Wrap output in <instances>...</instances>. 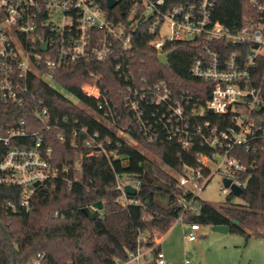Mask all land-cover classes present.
I'll return each mask as SVG.
<instances>
[{"label": "built area", "instance_id": "1", "mask_svg": "<svg viewBox=\"0 0 264 264\" xmlns=\"http://www.w3.org/2000/svg\"><path fill=\"white\" fill-rule=\"evenodd\" d=\"M120 1L109 8L105 0H0V102L17 105L23 113L0 133V185L19 188L16 200L5 202L6 209L30 210L33 194L49 188L58 177L69 183L79 180L81 162L59 167L48 134L64 141L66 132L70 133L74 148L78 147L76 139L81 138L86 156L103 155L109 162L117 156L116 149H107L110 138L99 131L90 132L85 125L68 126L66 115L60 122L46 98L39 95V83L59 90L86 116L100 122L110 118L114 123L119 119L118 109L102 86L103 73L98 66H88L75 95L60 88L55 74L70 63L112 57L118 76L129 82L131 66L126 59L140 25L157 55L171 51L168 47L175 41L197 40L203 46L190 67L193 77L208 84L203 104L188 96L175 97L163 80L140 87L129 83L123 96L125 107L148 141L165 137L183 150L194 145L209 149L197 153L196 167L185 166L182 173H171L183 191L179 199L182 207L191 202L184 198L187 192L197 195L189 185L201 190V184L215 172L243 189L245 182L240 175L246 165L233 154L234 149L264 151V0H248L255 13L244 14L234 30L214 18L218 0H123L126 15L115 20L110 11ZM165 27L168 33L161 36ZM206 112L226 116L229 123L219 128L215 121L202 120ZM116 135L136 144L122 128L117 127ZM70 170L72 179L67 176ZM114 178L118 201L123 205L138 203L124 190L129 184L137 192L138 179L117 171ZM222 189L232 193L230 185L223 182ZM199 228L197 223L189 224L183 230L184 239L194 240ZM163 235L148 240L140 233L134 249L116 264H172L161 251ZM33 264H39L38 260ZM183 264H191L187 252Z\"/></svg>", "mask_w": 264, "mask_h": 264}, {"label": "trees", "instance_id": "2", "mask_svg": "<svg viewBox=\"0 0 264 264\" xmlns=\"http://www.w3.org/2000/svg\"><path fill=\"white\" fill-rule=\"evenodd\" d=\"M247 1L218 0L213 16L234 30L242 23L244 14L255 13ZM125 9L121 0L110 13L115 15V20L124 19ZM147 39L148 33L140 25L132 41L131 55L126 59L131 66L129 82L118 76L112 57L90 63H70L55 74L60 88L75 95L76 85L84 79L88 66H98L103 73L102 86L118 109L119 119L114 123L110 118L100 122L86 116L59 90L42 81L39 83V95L46 98V104L58 115L60 122L66 115L68 126L85 125L90 132L99 131L111 140L106 144L107 149L114 148L118 153L111 162L103 155L86 156L87 148L81 144V138L76 139L78 147L74 148L69 142L70 133L66 132L64 141L58 140L54 133L48 134L56 164L61 167L66 162L78 160L83 168L81 175L71 183L58 177L49 188L38 189L28 211L6 209L5 202L16 200L19 188L0 185V264H12L13 257L14 264H33L34 260L39 264H116L134 249L140 233L153 240L155 235L167 232L179 216L180 221L188 224H224L229 231L245 234L246 228L264 235V151L234 149L233 154L246 165L245 172L240 175L245 182L238 196L241 202H234V195L228 192L225 201L215 207L187 192L184 198L191 199L189 207L183 208L180 204L183 191L177 186V178L165 167L182 173L185 166H197L198 152H209V149L194 145L183 150L176 141L165 137L148 141L125 107L123 96L129 83L140 87L163 80L175 97L184 95L203 104L208 97V84L190 73L191 64L203 52V46L197 40L175 41L168 47L171 53L163 66ZM22 116L19 106L0 102V133ZM201 119L215 121L219 128L229 123L228 117L208 112ZM117 127L126 130L140 147L116 135ZM117 141L120 142L118 146ZM148 153L151 158L146 156ZM114 171L138 179L139 188L132 195L138 203L123 205L118 201L120 193L114 189ZM202 171L208 173L206 167ZM67 176L72 179L73 171ZM97 200L103 203L101 209L93 207Z\"/></svg>", "mask_w": 264, "mask_h": 264}, {"label": "rangeland", "instance_id": "3", "mask_svg": "<svg viewBox=\"0 0 264 264\" xmlns=\"http://www.w3.org/2000/svg\"><path fill=\"white\" fill-rule=\"evenodd\" d=\"M160 32L161 36L167 34V27L161 28ZM134 145L140 147L139 144ZM146 156L151 158L150 153ZM165 169L169 173L174 172ZM189 186L200 199L215 207L222 204L228 195V190L222 189V175L219 172L211 174L209 181L201 184V190ZM233 201L241 202V199L234 196ZM188 226V223L176 220L163 235L160 247L170 263L183 264L187 252L191 264H264V235L246 228V233L241 234L229 230L219 232L209 225H199L200 228L195 231L196 238L187 240L183 237V230Z\"/></svg>", "mask_w": 264, "mask_h": 264}, {"label": "water", "instance_id": "4", "mask_svg": "<svg viewBox=\"0 0 264 264\" xmlns=\"http://www.w3.org/2000/svg\"><path fill=\"white\" fill-rule=\"evenodd\" d=\"M118 0H105V4L107 5V7L112 8L113 6H115L117 4ZM43 49H45V45L43 44ZM171 53V51H167V52H163L161 54L157 55V60L163 64H166L167 59L169 54ZM222 182L224 184V186H229L230 185V189L232 190L231 192L233 193L234 196H240L241 192L243 191L242 188H240L239 186L235 185V184H230V179L229 178H223ZM124 190L126 193L134 195L136 193V189L135 187H132L129 184H126V186L124 187ZM102 204L101 200H97L93 203V207L97 208V209H101L102 208ZM235 223H237V221H234ZM211 229L215 230V231H219V232H226L228 231V225H211ZM12 264H14V257H13V261Z\"/></svg>", "mask_w": 264, "mask_h": 264}, {"label": "crops", "instance_id": "5", "mask_svg": "<svg viewBox=\"0 0 264 264\" xmlns=\"http://www.w3.org/2000/svg\"><path fill=\"white\" fill-rule=\"evenodd\" d=\"M166 233V232H165Z\"/></svg>", "mask_w": 264, "mask_h": 264}]
</instances>
